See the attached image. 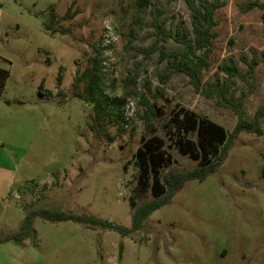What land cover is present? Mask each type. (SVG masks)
Segmentation results:
<instances>
[{
  "label": "rangeland",
  "instance_id": "374dc122",
  "mask_svg": "<svg viewBox=\"0 0 264 264\" xmlns=\"http://www.w3.org/2000/svg\"><path fill=\"white\" fill-rule=\"evenodd\" d=\"M222 1L200 81L228 82L250 119L264 100V10L241 11L251 0ZM156 7L165 31L176 24L190 30L184 0H156ZM66 11L71 16L63 18ZM50 12L56 32L43 27ZM150 19V6L137 9L132 0H0V238L31 210L93 215L130 228L129 199L151 198L135 183L132 155L142 135L164 137L168 169L179 172L196 161L164 134L174 104L233 127L235 115L197 94L184 74L160 83L166 61L156 51L143 53L154 40ZM93 44L102 48V92L124 99L120 127L94 123L91 103L72 95ZM230 59L240 74L256 60L252 88L218 69ZM83 87L79 82L76 91ZM147 103L157 107L152 114ZM259 126V135L240 131L212 172L186 180L130 234L33 215L22 240L0 242V264H264V118Z\"/></svg>",
  "mask_w": 264,
  "mask_h": 264
},
{
  "label": "trees",
  "instance_id": "16d2710c",
  "mask_svg": "<svg viewBox=\"0 0 264 264\" xmlns=\"http://www.w3.org/2000/svg\"><path fill=\"white\" fill-rule=\"evenodd\" d=\"M189 14L190 30L183 29L180 24H176L173 29L165 31L159 15L162 7H156V0H132V4L137 9L150 6L151 19L149 25L153 28L154 40L149 48L143 50L144 55L154 51L157 52V60L166 61L164 69L158 73L160 83L165 82L171 74H184L188 83L194 91L205 97L213 99L214 105L229 109L236 117L233 127L228 131L221 124L200 115L180 104H174L170 109L167 120L162 124L164 134L169 139L171 147L180 154L196 161V166L184 171L170 172L168 167L171 163L170 154L167 151L164 137L152 132L149 135H142L136 150L133 153V165L136 168L135 183L140 191H149L151 198L135 204L129 199V206L133 208L131 217V227L126 228L114 224L108 220L87 214H74L61 211L31 210L26 211L23 219L14 232H8L1 236L0 242L10 239L22 240L30 232L31 218L38 215L50 221L71 220L83 223L95 228L112 229L121 235H128L138 228L141 221L153 210L165 204L171 195L176 192L186 180H202L204 176L212 172L222 160L226 149L240 131L251 132L256 135L261 133L259 122L264 118V100L257 107L250 119L243 117L241 98H235L231 93L230 85L226 81L214 79L201 83V70L207 69L210 61L211 41L217 36L213 27L216 21L213 13L223 5L222 0H207L199 2L196 6L191 0H184ZM257 8L264 10V3L258 0H251L243 3L240 10L245 12L249 9ZM50 19L43 23V27L51 32L57 29L50 25L55 21V14L49 13ZM71 15L66 11L63 18ZM66 32V31H63ZM192 35L191 39L187 37ZM94 55L88 58L89 66L80 73H76L71 87L72 95L91 103L93 121L100 126L120 127L124 122L123 97L109 100L102 92L104 73L102 71V48L92 45ZM256 60L250 59L247 63L245 73L240 74L235 62L230 59L229 63L218 65V69L227 76H238L244 80L245 84L252 88V71ZM133 79L132 77L130 80ZM60 77H57L59 83ZM79 82H84L82 92L76 91ZM41 84L39 85V88ZM148 90L147 82L145 85ZM155 92L162 94L155 87ZM41 95L42 93L39 92ZM61 95L60 92H58ZM46 97H51L50 92H46ZM147 111L152 114L156 110V105L147 103ZM93 129V125H90ZM111 137H108L110 139ZM121 248V246L119 247Z\"/></svg>",
  "mask_w": 264,
  "mask_h": 264
}]
</instances>
